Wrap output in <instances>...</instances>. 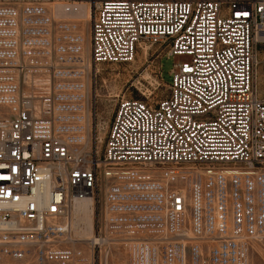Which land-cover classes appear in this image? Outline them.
Listing matches in <instances>:
<instances>
[{
  "label": "built area",
  "instance_id": "2783aa9c",
  "mask_svg": "<svg viewBox=\"0 0 264 264\" xmlns=\"http://www.w3.org/2000/svg\"><path fill=\"white\" fill-rule=\"evenodd\" d=\"M53 1L0 0V264L30 247L46 264H92L110 242L118 264H251L248 241L264 237V0ZM81 6L86 44L62 15ZM143 44L181 56L166 91L116 96L102 148L91 144L98 66ZM86 198L99 225L81 244Z\"/></svg>",
  "mask_w": 264,
  "mask_h": 264
},
{
  "label": "rangeland",
  "instance_id": "374dc122",
  "mask_svg": "<svg viewBox=\"0 0 264 264\" xmlns=\"http://www.w3.org/2000/svg\"><path fill=\"white\" fill-rule=\"evenodd\" d=\"M84 11L86 12L85 7ZM77 22L80 21L77 20ZM147 47L146 53L143 49H139L135 59L131 62L104 63L100 66V73L95 80V87L97 88L95 107L97 129L100 124V132L98 134L100 137L103 136V139L107 133L109 118L114 112L117 97L120 98L122 95L141 98L146 96L156 97L166 91L167 82L171 78L170 73L173 62L180 59L181 56L172 55L167 57L165 47L158 44ZM104 121H107L108 124L105 129H102L101 124ZM92 127H94V123H92ZM97 145L100 146V144ZM100 147L102 148V146ZM87 219V212L80 214L75 211V233L81 244H86L95 235L92 233L89 238L85 235L87 234L86 223L89 221ZM96 219L95 217L92 218L93 232L94 229H98L99 225ZM83 225L84 227L81 229ZM112 240L115 241L114 239ZM107 247L109 252L107 258H105L104 253ZM107 247L102 246L100 260L96 257L92 264H106V260L109 264H118V249L115 242H110ZM30 248L29 251L31 253L20 262L17 260L15 264H46L41 252H34V248ZM248 258L251 264H264V237L248 241Z\"/></svg>",
  "mask_w": 264,
  "mask_h": 264
},
{
  "label": "bare ground",
  "instance_id": "6f19581e",
  "mask_svg": "<svg viewBox=\"0 0 264 264\" xmlns=\"http://www.w3.org/2000/svg\"><path fill=\"white\" fill-rule=\"evenodd\" d=\"M58 1H60V0H56V1H53V2H58ZM62 15L71 17V18H73L76 21L77 20L80 21V22H77L79 24V25L78 24L77 25L79 26L80 32L84 36V43L86 44L87 28H88V24H87L88 15L84 11V6H81V8L79 10H77V11H73L72 13H63ZM147 46H150V45L143 44V47H142L143 50L145 51V53L147 52V49H148ZM92 69H94V68L92 67ZM97 70H99V71L101 70L99 66H98ZM90 120H91L90 111H88V120H87L88 127H90ZM92 123H93V118H92ZM92 123H91V126H92ZM107 124H108V122L104 121V123L101 124L102 129H105L107 127ZM92 129H93V127H92ZM99 129H100V124L98 125V133L100 132ZM98 133H97L96 137L94 136V134H92V136H91V144L93 143L94 139H96V143L97 144H101L102 143L103 136L100 137ZM75 209H76L75 211L79 212L80 214H84V212H87V214H88L89 221H88V223H86V226H87L86 232H87V234H85L86 232L84 234L86 236H88V238H89V236L92 233H94L93 232V221H92L93 214H92V201H91V199L90 198H86L80 205L76 206ZM83 227H84V225L82 226L81 229H83ZM96 237L97 236L95 234V235H93V238L91 237V239H95ZM91 239H89V240H91ZM106 264H109L107 260H106Z\"/></svg>",
  "mask_w": 264,
  "mask_h": 264
}]
</instances>
